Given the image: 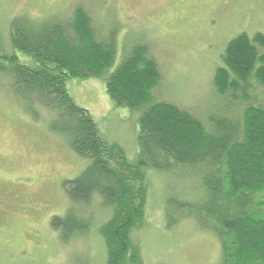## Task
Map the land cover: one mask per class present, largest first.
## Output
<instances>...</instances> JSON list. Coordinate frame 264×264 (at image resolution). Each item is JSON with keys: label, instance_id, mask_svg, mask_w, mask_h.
Segmentation results:
<instances>
[{"label": "trees", "instance_id": "obj_1", "mask_svg": "<svg viewBox=\"0 0 264 264\" xmlns=\"http://www.w3.org/2000/svg\"><path fill=\"white\" fill-rule=\"evenodd\" d=\"M115 30L102 37L77 6L71 19L15 17L8 50L0 45V75L26 112L51 113L50 129L64 135L71 150L88 164L63 187L70 201L52 227L65 241L87 234L83 208L100 201L109 217L99 228L107 264H145L134 235L146 223L148 171L186 169L199 177L197 200L169 196L166 227L191 219L220 242L219 264H264V106L249 97L252 81L264 90V35L233 39L214 76L220 98L239 107L237 115L208 116L158 100L162 73L148 46L139 44L114 68ZM28 57L21 62L15 52ZM104 80L116 107L138 114L140 152L135 162L109 142L90 112L70 95L67 82ZM86 210V209H85Z\"/></svg>", "mask_w": 264, "mask_h": 264}, {"label": "rangeland", "instance_id": "obj_2", "mask_svg": "<svg viewBox=\"0 0 264 264\" xmlns=\"http://www.w3.org/2000/svg\"><path fill=\"white\" fill-rule=\"evenodd\" d=\"M77 6L103 36L117 34L114 68L125 53L148 46L159 64L162 81L156 98L208 116L237 115L239 107L220 98L214 76L223 66L228 44L243 33L264 35V0H0V45L10 50L12 20L71 19ZM21 62L28 57L15 52ZM0 75V264H107L99 232L109 213L100 201L83 208L92 227L65 241L52 227L70 207L63 184L81 174L88 161L77 156L67 139L50 129L51 113L39 108V118L26 112ZM249 97L264 106V90L252 81ZM67 88L75 102L93 116L105 138L119 145L135 162L138 114L116 107L104 80L72 79ZM145 227L134 235L145 264H219L217 237L187 219L168 229L165 207L169 196L197 200L200 180L190 170L148 171ZM86 209V210H85Z\"/></svg>", "mask_w": 264, "mask_h": 264}]
</instances>
